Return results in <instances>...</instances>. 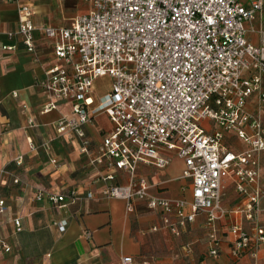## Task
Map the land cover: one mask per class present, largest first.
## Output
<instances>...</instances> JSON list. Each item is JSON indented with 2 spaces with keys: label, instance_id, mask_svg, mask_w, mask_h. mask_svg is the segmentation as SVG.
I'll list each match as a JSON object with an SVG mask.
<instances>
[{
  "label": "built area",
  "instance_id": "1",
  "mask_svg": "<svg viewBox=\"0 0 264 264\" xmlns=\"http://www.w3.org/2000/svg\"><path fill=\"white\" fill-rule=\"evenodd\" d=\"M88 1V13L60 27L36 26L33 7L19 3L18 28L7 33L10 43L3 50L15 51L20 43L37 57L35 34L40 33L53 41L57 60L40 81L48 99L40 113L71 105L72 115H62L55 131L78 140L82 154L107 168L100 176L104 198L127 201L129 211L145 201L175 235L199 215L212 230L228 217L232 254L256 255L264 245V37L258 45L250 42L247 24L262 12L263 2ZM105 78L109 88L100 93L97 82ZM100 115L112 128L94 153L86 129ZM27 125L38 122L31 117ZM28 143L30 152L38 150L30 137ZM174 157L184 163L190 196L153 195L139 166L164 169ZM23 161L20 154L16 163ZM118 172L127 175L126 184L116 182ZM5 173L0 169V186ZM230 186L237 200L227 205ZM38 192L41 199L43 191ZM77 198L76 189L49 194L58 208ZM6 210L0 192V214ZM14 222L20 230V219ZM57 225L64 232L67 221ZM215 239L212 255L218 253ZM0 249L11 251L1 238ZM132 262L123 258L124 264Z\"/></svg>",
  "mask_w": 264,
  "mask_h": 264
},
{
  "label": "crops",
  "instance_id": "2",
  "mask_svg": "<svg viewBox=\"0 0 264 264\" xmlns=\"http://www.w3.org/2000/svg\"><path fill=\"white\" fill-rule=\"evenodd\" d=\"M240 1L248 6L252 0ZM261 1L262 12L247 24V38L256 45L264 37ZM20 2L33 7V22L38 27L69 26L91 8L88 0H0V169L6 172L0 192L7 205L6 212L0 214V238L11 248L10 252L0 249V264H124V257H132L131 264H264V245L256 255L232 254L228 217L215 223L212 230L205 224L204 215H199L175 235L145 201L136 202L129 211L127 201L103 197L105 185L100 176L107 168L82 154L78 140L58 137L55 131L54 123L62 115H72L71 105L64 103L56 111L40 113L48 100L40 81L45 70L57 63L53 41L36 33L37 57L20 43L15 51L3 50L10 43L7 33L18 28ZM31 117L38 126L28 127ZM111 128L106 115L87 126L94 153ZM28 137L38 146L36 152H30ZM20 154L24 161L17 165ZM53 158L56 165L51 163ZM175 162L181 164L179 173L172 167ZM183 170V161L174 157L164 169L142 164L138 174L147 179L153 195L188 198L186 181H190L182 178ZM127 180L125 173H117L116 182L126 184ZM75 189L77 201L67 199V207L58 208L49 200L50 193ZM38 191H43L41 199ZM88 192L92 197H87ZM229 193L227 205H232L237 200L232 186ZM17 218L20 230L14 222ZM63 220L67 228L60 232L57 223ZM212 236L216 238L217 255L210 253Z\"/></svg>",
  "mask_w": 264,
  "mask_h": 264
},
{
  "label": "rangeland",
  "instance_id": "3",
  "mask_svg": "<svg viewBox=\"0 0 264 264\" xmlns=\"http://www.w3.org/2000/svg\"><path fill=\"white\" fill-rule=\"evenodd\" d=\"M108 86H109V80H108L107 78H105V79H100V80L97 82V88L99 89V92H100V93H103V92L107 91L108 88H109ZM172 167H173L174 169H176V172H177V173L181 172V168H179V167H181V164H180V163L175 162V163L173 164ZM186 184L188 185L187 189H188V191H189V186H190V184H189V182H187V181H186Z\"/></svg>",
  "mask_w": 264,
  "mask_h": 264
}]
</instances>
